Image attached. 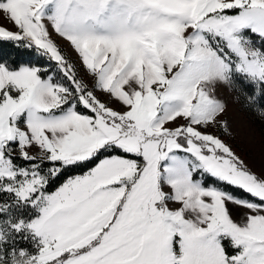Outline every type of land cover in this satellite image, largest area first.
Wrapping results in <instances>:
<instances>
[{
  "label": "snow or ice",
  "instance_id": "1",
  "mask_svg": "<svg viewBox=\"0 0 264 264\" xmlns=\"http://www.w3.org/2000/svg\"><path fill=\"white\" fill-rule=\"evenodd\" d=\"M0 41L56 66L0 57V264H264V173L207 131L217 85L264 101V0H0Z\"/></svg>",
  "mask_w": 264,
  "mask_h": 264
},
{
  "label": "rangeland",
  "instance_id": "2",
  "mask_svg": "<svg viewBox=\"0 0 264 264\" xmlns=\"http://www.w3.org/2000/svg\"><path fill=\"white\" fill-rule=\"evenodd\" d=\"M7 26L12 27L11 24H8ZM49 31L51 34V38L57 44L59 49L67 57L69 62L74 65L77 78L82 79L84 83L88 84V86L91 87L94 81V77H92L90 74H86L85 68L81 65L78 55L72 49L70 43L64 38L60 37L58 34L54 33V31H52L50 27ZM95 94L102 102L108 101V96L106 94L100 91H96ZM210 95H213L215 98L222 101H226L227 111L225 112L222 119L227 121L228 131L225 132L224 129L217 127L208 128L207 131L220 136V138L223 139L233 149V151L245 161V163L253 172L257 174L264 173V128L261 125L259 126V123L256 121V119H254L253 116H251V114L247 112V110L240 104L231 87L225 85H217L215 91L210 93ZM109 106L118 107L119 105H117L113 100L109 103ZM20 126L23 127V124H21ZM29 154L38 155V149H30ZM80 173H75L70 176H74ZM68 177L69 176H67L66 178ZM63 181H61L60 183H62ZM59 184L50 191H54L55 188L59 186ZM206 184L214 183L208 182ZM217 186L220 187L219 185ZM235 196L242 197L239 195ZM170 206L173 208L179 207V205L175 202H172ZM228 208L230 210L232 219L234 221H239L241 216L243 215L244 210L231 203L228 204Z\"/></svg>",
  "mask_w": 264,
  "mask_h": 264
},
{
  "label": "trees",
  "instance_id": "3",
  "mask_svg": "<svg viewBox=\"0 0 264 264\" xmlns=\"http://www.w3.org/2000/svg\"><path fill=\"white\" fill-rule=\"evenodd\" d=\"M254 39H257L254 37ZM259 43V41L257 40ZM0 57H3L4 59H7L10 64L13 62V66H18L21 63H27V64H34V65H45L47 67H50L52 69H55V64L52 62H49L47 57L40 56L36 54L34 49H27L24 47H17L13 42H7V41H0ZM57 79H60V75L57 74ZM238 86L239 87H245L243 81L238 80ZM234 91V94L236 95L237 100L240 102V104L253 116L254 119L259 123V126L261 125L264 128V115H261V108L264 107V101L258 102L256 105H250L246 99V96L243 94V92L238 91L236 88H232ZM81 111H84L83 109H80ZM17 163L23 164L24 166H28L23 161L18 160ZM47 167V165H45ZM84 169L76 168V169H67L65 170L60 177L54 181L48 188V191L52 190L55 186H57L61 181H63L67 176H70L75 173H80ZM212 182L216 183L212 179H208L206 183ZM220 187H222L225 190H228L232 194L239 195V196H245L246 194L241 192L238 189H234L231 186H228L226 184H217ZM225 245H228V241L224 242ZM20 247H27L31 249L30 244H26L25 242H20ZM229 251L231 252L232 249L229 248Z\"/></svg>",
  "mask_w": 264,
  "mask_h": 264
}]
</instances>
